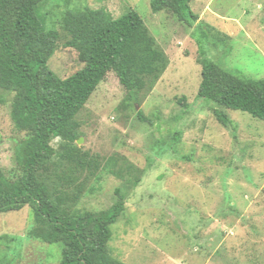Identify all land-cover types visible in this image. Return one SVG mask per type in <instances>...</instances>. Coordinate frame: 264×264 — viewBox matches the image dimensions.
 <instances>
[{
    "label": "rangeland",
    "instance_id": "rangeland-1",
    "mask_svg": "<svg viewBox=\"0 0 264 264\" xmlns=\"http://www.w3.org/2000/svg\"><path fill=\"white\" fill-rule=\"evenodd\" d=\"M152 2L46 0L38 9L46 29L60 33L49 66L62 79L84 66L66 45L63 18L87 7L115 19L137 11L169 60L135 98L110 72L77 115L76 143L100 163L78 208L108 210L122 191L126 210L109 247L126 264H264V121L199 98L201 49L241 79L264 80V0H195V23L156 14ZM12 97L0 89V167L9 178L21 174L15 154L27 138L13 123ZM34 226L31 207L0 214V264H61L62 245L30 238Z\"/></svg>",
    "mask_w": 264,
    "mask_h": 264
},
{
    "label": "trees",
    "instance_id": "trees-1",
    "mask_svg": "<svg viewBox=\"0 0 264 264\" xmlns=\"http://www.w3.org/2000/svg\"><path fill=\"white\" fill-rule=\"evenodd\" d=\"M45 1L0 0V89L13 95V123L27 135L15 154L21 174L9 178L0 167V214L31 207L35 226L28 236L62 245L61 264H126L114 258L109 247L112 226L126 210L122 191L117 189L119 198L108 210L78 208L100 163L78 147L81 132L76 117L110 72L135 98L151 81L160 79L168 56L137 11L115 19L105 10L87 7L69 11L63 18L62 26L71 36L66 45L78 51L84 66L62 79L49 66L60 33L46 29L38 16ZM194 1L153 0L152 9L195 23ZM200 56L199 98L264 121V80L241 79L202 49ZM215 114L226 128L236 130L227 113L215 110ZM138 116L149 122L143 113ZM55 140H59L57 149L52 146ZM127 167L129 171L134 168L132 164ZM55 175L58 183L51 190L50 183L57 182L52 179ZM139 183L140 177L134 184Z\"/></svg>",
    "mask_w": 264,
    "mask_h": 264
},
{
    "label": "water",
    "instance_id": "water-1",
    "mask_svg": "<svg viewBox=\"0 0 264 264\" xmlns=\"http://www.w3.org/2000/svg\"><path fill=\"white\" fill-rule=\"evenodd\" d=\"M81 140L78 141V144H80Z\"/></svg>",
    "mask_w": 264,
    "mask_h": 264
}]
</instances>
